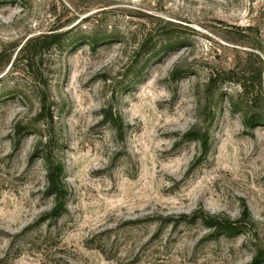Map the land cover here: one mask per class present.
<instances>
[{
    "label": "rangeland",
    "instance_id": "1",
    "mask_svg": "<svg viewBox=\"0 0 264 264\" xmlns=\"http://www.w3.org/2000/svg\"><path fill=\"white\" fill-rule=\"evenodd\" d=\"M158 28L178 42L135 58ZM51 33L58 45L18 61ZM199 212L248 214L230 236ZM260 251L264 0H0V264H264Z\"/></svg>",
    "mask_w": 264,
    "mask_h": 264
},
{
    "label": "trees",
    "instance_id": "2",
    "mask_svg": "<svg viewBox=\"0 0 264 264\" xmlns=\"http://www.w3.org/2000/svg\"><path fill=\"white\" fill-rule=\"evenodd\" d=\"M165 30L166 28H162L161 30ZM161 30L158 28L155 31L156 36L146 38L138 48L135 49V58H142L147 59L148 63L155 58L160 51H164L169 49V46H173L174 43H177L179 37L177 35H168L167 37H163L161 41H157L156 38L160 36ZM167 30V29H166ZM162 36V35H161ZM164 36V35H163ZM63 39L61 33H51L48 35L37 36L27 40V42L20 48L17 56H19L18 61H22L26 66L32 67L38 59L42 56V53L50 50L52 47L58 45ZM161 45L159 46V44ZM240 82V81H239ZM240 87H242L245 94L252 93V88L255 87V81H253V77H248L245 81H241ZM48 101L47 96L43 95L41 98V102L43 104L41 115H45L49 117V109H46V103ZM257 115L254 114L250 116L249 123L251 124ZM254 123V122H253ZM202 140V144L204 148L208 146V136L202 135L199 137ZM48 179L50 183L49 190L52 194L57 196L58 205L53 211V215L58 216L61 212H65V199L67 197V190L65 189L63 182H62V167L58 163L57 165L52 164L49 169ZM200 218L204 224L208 225L209 227L215 228L216 233L218 234H225V235H237L239 232H242L243 223L246 220L247 212L244 213V217L241 221H231L229 219H221L216 217H208V215L204 212L200 213ZM198 217V214L195 215L193 218L181 217L183 221L193 222ZM264 255L263 251H260L257 254L255 259V263H258L262 260ZM261 256V257H260Z\"/></svg>",
    "mask_w": 264,
    "mask_h": 264
}]
</instances>
